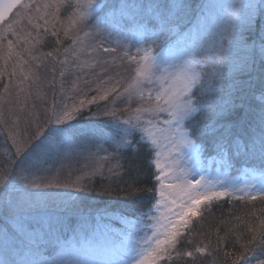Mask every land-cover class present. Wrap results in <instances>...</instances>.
<instances>
[{
	"label": "snow or ice",
	"instance_id": "snow-or-ice-1",
	"mask_svg": "<svg viewBox=\"0 0 264 264\" xmlns=\"http://www.w3.org/2000/svg\"><path fill=\"white\" fill-rule=\"evenodd\" d=\"M230 7L227 21L229 47L221 40L220 46L211 53L209 66V57L204 48L198 47L196 37L182 32L181 21L187 9L185 0H150L148 4L120 0L119 3L103 5L97 0H75V3L72 0H50L44 4H35L34 0L32 3L0 0V24L9 21L5 31L17 35L13 24L19 21L9 20L14 10V15L19 17V9L30 13L34 8L36 15L29 14V24L35 29L43 28L45 33L51 26V36L57 45H62L64 40L71 41L63 48L64 58L56 60L60 65L59 93L62 96H67L64 82L74 73L70 91L80 94L83 92L80 74L86 76V69H102L103 75L93 71L97 77L95 89L90 88L89 79L82 81L96 93L88 103L109 101L111 97L114 106L103 113L111 119L90 129L91 136L86 143L99 136L103 143L112 147V153L99 157V160L111 164L108 172L123 183L127 199L136 203L148 192H152L154 198L158 195L147 213L138 219L125 220V228L108 237L104 246L93 247L85 241L79 246H62L51 259L44 258L39 238L26 230L19 211L21 202L13 194L22 192L23 188L61 186L41 185L29 179L30 169L43 167L52 156L75 147L77 134L73 121L80 115L85 101L80 99L78 104L60 105L54 91L48 123L51 125L54 121L63 127L44 130L38 126L33 137L35 143L13 137L15 155L20 159L15 161L12 171L5 169L0 173V208L17 226V231H5L0 239V264H161V261L203 264L207 256H212V264H217L220 253L223 255L222 264H252L253 259L256 264H264L261 258L264 257V206L257 215L254 205L257 200L264 202V0L259 4L249 0V3ZM62 8L69 10L66 22L60 18ZM34 20L43 23H33ZM126 29L141 37L138 43L150 40L151 44L136 47L133 54L126 40ZM241 29L258 32L259 78L257 80L249 73V80L244 84L232 85L236 94L230 89L223 96L219 85L225 69L231 71L236 67L226 62L225 53L237 44L247 46L251 38L246 37ZM113 34L123 36L125 40L117 39L105 46ZM27 35L31 37V33ZM173 36L178 38L176 46L166 47ZM20 39L23 38L17 42ZM29 42L24 39V43ZM152 45L160 52L154 54ZM23 51L36 59L30 48ZM252 51L254 66L255 40ZM104 54L112 55L113 66L117 59L120 61V65L113 69L114 74H109V60L101 59ZM60 55V48L46 54L55 58ZM13 56L17 59L9 75L16 76L19 69L22 85L30 78L24 73L28 61L21 52L15 51L11 40L8 41L7 56L0 57L5 62L0 76L4 75ZM247 67L245 62L241 70ZM119 68H123V75ZM52 72L55 81L57 69L53 67ZM254 87L260 92L255 98L259 103L247 100L248 90ZM8 90L9 86L5 85L4 91ZM117 101L124 107H119ZM225 112L228 113V124L221 123ZM253 127L258 129V135L250 131ZM202 141L211 142L225 169L232 167L234 160L239 163L237 158L245 161L258 159L259 168L253 166L250 169L254 180L239 187L212 179L209 169L199 160ZM97 147L98 151L107 153L102 144ZM141 152H147L151 157L149 163L154 172L149 173V182H156L152 188L141 187L145 183L139 178L141 169L137 163ZM185 157L191 161L190 166L182 163ZM97 170L102 172V166ZM225 197L253 205V208L244 216L230 217L236 221L234 224L221 220L224 232L221 235V228L217 227L216 246L212 248L211 240L207 243L198 240V227L213 215L214 207ZM18 233L26 235L27 242L21 241L18 245L14 239L18 238ZM236 244L242 251L227 250L229 246L235 248ZM251 245L260 248L259 255L250 248ZM22 247L28 251L22 252ZM250 251L251 256L248 255Z\"/></svg>",
	"mask_w": 264,
	"mask_h": 264
},
{
	"label": "rangeland",
	"instance_id": "rangeland-1",
	"mask_svg": "<svg viewBox=\"0 0 264 264\" xmlns=\"http://www.w3.org/2000/svg\"><path fill=\"white\" fill-rule=\"evenodd\" d=\"M23 2L32 3L33 0H23ZM48 2H50V0H34L35 4H44ZM72 2L75 3V0ZM253 2L259 4L260 0H253ZM101 3L102 1L99 4ZM185 3L187 4V9L181 21L182 32L185 34L191 33L196 37L199 41L198 47L204 48L205 54L209 57L207 62L210 66L212 62L211 53L220 46L221 40H223L226 47H229L227 39L229 25L227 21L231 12L230 6L246 4L249 3V0H185ZM15 11L16 10H14V13ZM19 11L21 12V16L16 17L13 13V15L9 17V20L15 19L19 21L13 24V28L17 35H12L11 32L5 31L9 21L6 20L0 24V34H2L0 35V57L7 56L8 41H13L15 51L21 52L24 59L28 61V64L24 66V73L29 75L30 78L21 85L20 81L22 76L19 69H17V75L14 77L8 74L12 82L8 83L9 77L6 78L7 81L5 83H8L9 90L8 92L4 91L3 96L0 97V173L5 169L12 171L15 161L20 159L19 156L15 155L16 149L13 146V137L18 141L23 140L29 143H35L33 137L38 130V126L44 130L48 127H63L56 125L54 121L51 125L48 123V117L52 115L51 105L54 91L56 93L55 99L60 105L68 104L71 106L74 102L78 104L79 100L83 99L85 101V106L82 108L80 115L76 116L73 121L74 130L77 132L74 138L75 147L62 151L59 155L52 156L45 166L29 170V179L31 181L41 185L51 183L61 186L23 188L21 185L23 191L14 193L13 195L21 202L19 211L22 216H27L32 212H36L37 215L41 214V220L44 219L41 221L44 225L41 230L29 229L26 227L28 232H34L35 236L39 238L40 251L44 258L51 259L61 250L62 246H79L84 244L85 241L90 242L93 247H102L106 244L108 237L125 228V220L138 219L142 214L147 213L155 203V200L158 199V195L155 196L154 202L149 208L135 217L125 219L120 216H115L114 218L119 222L117 225H115L116 223L114 222H101L99 219L102 217V212L93 214L92 210H87L86 215L80 214V212L86 210V208L81 205L82 203L79 202V198H82V194L85 196L89 194L92 182L96 178L110 176L108 167H110L111 164L100 161L99 157L111 154L112 147H109L108 143H103L99 139V136H97L95 140L86 143L87 138L91 136V134L80 140L78 139V131L82 132L87 129L89 124L95 128L99 125V122L111 119L103 113L105 110H111L114 105L110 102L111 97L109 101L97 100L96 103H88L96 93L95 91L89 90V87L84 86L82 81L85 78L89 79L90 88L95 89L97 77L93 75V71L103 75L100 67H96L94 70L86 69V76L80 74V87L83 88V92L80 94H75L70 91L71 80L75 78L74 73L72 77H69L68 80L64 82L67 96H62L59 93L60 78L58 72L60 65L55 61L64 58L63 48L68 47L71 41L66 40V42L63 45H59V47H57V45H50L45 48L43 52H39L37 40L41 43L42 41H40V39L42 40L47 33L44 32L43 28L35 29L28 23L29 14L32 16L36 15L34 8L30 13L29 10L25 9H19ZM68 14L69 10L62 8L60 18L66 22ZM33 23L42 24L43 21L34 20ZM57 28H59V24H57ZM52 30V27L48 26V31L51 32ZM241 31H243V29H241ZM126 32V40L130 45L129 50L133 54L136 52V47L143 48L151 44L150 40L144 43H138V41L141 40L139 35H133L132 32L127 29ZM28 33H31V37L27 35ZM19 38L23 39L17 42ZM24 39L30 42L26 44L24 43ZM117 39L123 41L125 37L113 34L110 41L106 42L105 46H109L110 43H113ZM177 39L176 36H173L168 40L166 47L174 48ZM50 40L52 42L55 41L53 38H50ZM259 43L257 34L255 40L257 59H260L258 54ZM243 46L245 52L242 54V59H247V56L250 57L253 55L252 43H247V46ZM152 47L154 49V54L160 52V49L155 45H152ZM25 48H30L32 50L31 55L36 59H32L27 52H24L23 49ZM55 48H61V55L58 58L47 57L46 54L48 52H53ZM225 56L226 62L230 65H234L237 61L234 57V47L231 48L230 52H226ZM16 59L17 58L13 56L8 62L7 66L11 69V71L10 69L9 71L7 70L9 73L12 72V66L16 63ZM47 59H55V61ZM101 59L109 60V74H114L113 69L120 65L118 59L116 60L115 66L111 64V54H104L101 56ZM3 62L4 59H0V64H3ZM46 66L47 69L44 70ZM53 67L57 69L55 81H53ZM119 70L123 75V68H119ZM226 72L227 68L225 69V74ZM229 73L230 76H232L236 73V70H231ZM53 84L55 85V89L53 88ZM21 88L23 91H21ZM69 97L73 98L70 99ZM117 105L121 108L124 107L119 101H117ZM80 116H94L95 121H88L90 118H87L84 121L75 123ZM83 124H85V126L82 129L81 126ZM98 144H102V146L107 149V153L98 151ZM199 160L209 169L210 177L214 180L233 183L239 187H243L245 182H252L254 180L250 172V169L253 168V165L250 166L251 164H241L239 166L232 165V167L225 169L219 163V158L215 156H211L205 162L203 160H206V158L201 154ZM111 163H115V161ZM182 163L186 167L191 165V161L186 157L182 159ZM98 166H102V172L97 170ZM254 166L258 169L260 165L257 164ZM155 214L156 213L153 212V215ZM54 217L56 218L54 219ZM8 230H10V232L17 231L16 223L2 208H0V239H3V234ZM14 239L18 245L21 244V241L27 242V236L23 233H18V238ZM46 246L49 248L52 246L55 247L51 255H46L42 252ZM21 251L27 252L28 249L22 247ZM36 258L39 259V257ZM261 258L264 259V257ZM254 263L256 262L254 261Z\"/></svg>",
	"mask_w": 264,
	"mask_h": 264
},
{
	"label": "trees",
	"instance_id": "trees-1",
	"mask_svg": "<svg viewBox=\"0 0 264 264\" xmlns=\"http://www.w3.org/2000/svg\"><path fill=\"white\" fill-rule=\"evenodd\" d=\"M74 1V0H72ZM99 2L97 3H101V5L103 4H115V3H119L120 0H97ZM129 3H143V4H148L150 2V0H128ZM51 32L48 31L47 35L45 37H43V39L40 41H42L41 43H37V47H38V51L39 52H43L45 48H47L50 45H57L55 43V41H51L50 38H53L50 34ZM243 33L246 37H251L248 40V44L252 43L253 40H256V35L258 34L257 31H253V32H247L243 30ZM55 40V38H53ZM61 39H63V35L61 33ZM68 41V40H67ZM66 42V40H64V43ZM53 43V44H50ZM63 43V44H64ZM62 44V45H63ZM243 44H237L234 47V53H235V58L237 59V61L235 62V70L236 73L233 74L232 76H230V73L227 69V72L224 76V79L221 81L219 87L221 89H223V91L220 93L223 96H226L227 93L229 92V90L231 89L233 91L234 94L235 93V89H232V85L233 84H244V82L249 80V73H251L252 77L257 79L259 78V69H260V59L256 58L255 55V63L253 66V55H251L250 57L247 56V59H242V54L245 52L244 46ZM57 47H59V45H57ZM61 49V48H60ZM37 51V49H36ZM35 51V52H36ZM250 51V50H249ZM248 51V52H249ZM251 58V59H250ZM240 59V60H239ZM47 60H52L55 61V59H47ZM232 60V59H231ZM56 62V61H55ZM245 62H247L248 67L244 70H241L245 64ZM3 67H5L4 62L3 64H0V69H4ZM9 66H7V69L4 73L3 76H0V97L3 96L4 93V86L7 85L8 83L12 82V79L9 77ZM47 69V66L44 70ZM8 70V71H7ZM11 71V69H10ZM8 83H5L7 80L6 78H8ZM260 95V92L258 91V89H256L255 87L251 90H248L247 93V100L249 103H259L258 100H256L255 98L258 97ZM224 117L225 119L221 121L222 124H228L230 123L227 119L228 117V113L225 112L224 113ZM90 118V120L88 121H95L94 120V116H80L78 117L77 121H75V123L84 121L85 119ZM85 124H83L81 127L82 129L84 128ZM94 127L92 125H88L87 129L79 132V138L78 139H82L85 138L86 136L90 135V129H93ZM250 131L253 132V134L255 135L256 133L258 134V129H256L255 127H253V129H250ZM77 134V132H76ZM256 134V135H257ZM201 147L203 149L202 154L204 156V158H206V160L203 161H207L208 158H210L211 156H215L216 158H219V156L217 155L216 151L214 150V147L211 146V142L207 141L201 142ZM151 157L148 156L147 152H141L140 156L138 158V165L141 169L140 172V176L139 178L142 181H145V183H143L141 185V187H146V188H152L153 185H155V181L151 180L149 182V173L150 172H154V168L151 167L149 161H150ZM240 162L237 163L235 162V160L233 161V166H239V165H243V164H247L250 166H254L259 164V160H248L245 161L243 158H237ZM124 185L122 182H119L116 178H113L110 176L108 177H98L96 178L93 182L92 185L90 187V191L89 194H87L86 196L82 194V198H79L82 204V206L84 208H86V210L84 212H80V214H84L86 215L87 210H92V213H98V212H102V217H100V221L101 222H114L116 223L115 225H117V223H119L117 221V219H115L114 217L116 216H120L122 218L125 219H129V217H135L138 214L142 213L144 210H146L147 208H149L152 203L154 202V194L152 192H148L146 194H144L141 199L136 202L133 203L131 200L127 199L125 196V193L123 191ZM255 205V210L257 212V215H259V209L264 206V202L262 201H255L254 202ZM77 207V205H76ZM253 208V205H247L244 202L235 200V199H229V198H224L221 201H219L218 205L216 207H214L213 209V215L211 217H209L206 221L202 222V224L198 227V231L200 232V235L198 237V240L204 241L205 243H207L209 240H211V246L212 248H214L216 246V241H215V237H216V229L217 227L221 228V235H223L224 232V228L223 225L220 224L221 220H224L226 222H229V224H234L236 223V221L230 220V217H235V216H244L246 212L249 211V209ZM102 210V211H101ZM34 214V215H33ZM207 215V214H206ZM23 221L25 223V226L29 229H36V230H41L44 225H43V220H41V214H38L36 212H32L30 214H28L27 216H22ZM56 217H54L55 219ZM72 220V218H71ZM250 248H254L256 255H258L260 253V248L255 246V245H251ZM55 250V247H45L43 249V253L46 255H51ZM227 250L229 251H242V249H240L239 244L235 245V248H232L231 246H229L227 248ZM249 256L252 255L251 251L248 253ZM212 260L213 257L212 256H207L203 259V264H212ZM223 261V255L222 253L219 254L218 259H217V264H222ZM254 261L256 262L255 259L252 260V264L254 263ZM161 264H167V261H161ZM256 264V263H254Z\"/></svg>",
	"mask_w": 264,
	"mask_h": 264
}]
</instances>
